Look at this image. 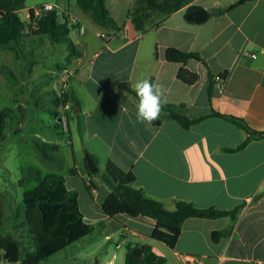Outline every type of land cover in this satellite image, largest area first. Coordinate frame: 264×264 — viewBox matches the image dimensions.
Here are the masks:
<instances>
[{"label": "crops", "instance_id": "obj_1", "mask_svg": "<svg viewBox=\"0 0 264 264\" xmlns=\"http://www.w3.org/2000/svg\"><path fill=\"white\" fill-rule=\"evenodd\" d=\"M239 1L195 0L194 5L205 8L210 14L216 9L220 11V14H211L209 21L199 26L185 22V9L168 17L151 13L144 31H137L129 18L134 0H106L107 10L119 31L97 25L77 1L76 6L71 5L70 0L44 2L27 8L25 5L18 13L21 18L26 9L29 12L40 5L52 4L56 6L60 23L76 19L85 32H77L84 36L80 41L81 49L71 39L80 56L68 59L66 47L63 48L66 51L64 71L73 72L66 90L79 102V108L73 106L69 112L67 134L56 127V113H60L61 106L54 103V98L65 90L66 77L59 79L58 70H50L52 65L39 70L43 64L40 67L34 57L42 52L46 37L26 38L25 49L30 48V51L24 52L22 58L29 56L31 60L28 59L30 62L24 66H28L27 74L34 77H29L31 82H36L39 90L43 88L39 91L43 97L28 101L26 119L25 110L16 106L23 121L16 135L23 133L24 127L34 126V118L28 122V113L35 114L43 107L53 117L44 130L53 134L54 142L38 136L35 141L59 145L62 157L64 139L60 138H67L64 142L71 146L75 133L85 141V151L96 161H103L105 165L112 161L124 172L133 171L135 187L162 202L168 210H174L176 201L189 202L200 209L213 207L227 211L244 204L234 223L230 218L187 220L175 248L169 249L150 238L156 225L154 220L126 215L112 219L102 212L101 206L110 192L97 177H89L85 158L78 162L71 150V184L67 185L68 177L63 175L66 186L78 193L85 223L99 225L108 244L118 235L117 249L128 243L149 245L154 253L166 258V264H264V139L252 140L244 150L230 153L225 149L238 147L248 135L225 120L210 118L189 130L172 120L160 126L137 122V101L119 88L120 84L128 83L133 90L138 80L147 78L163 84L165 104L185 105L189 119H199L213 110L242 119L251 129L264 132V0H248L228 10ZM28 16L27 20H21L28 23ZM91 23L95 37L87 38ZM170 48L199 53L205 60L207 65L190 60L184 66L198 76L195 83L179 80L178 73L183 66L167 62L166 51ZM10 54L5 55V64L0 67L11 71L7 74L11 82L16 80L17 64ZM57 68L62 67L58 65ZM209 72L215 76L211 95ZM45 73L52 78L44 80ZM224 74H227L225 81L216 80ZM163 114L161 111L160 116ZM37 127L36 130L44 131L39 125ZM64 169L65 160L61 171ZM61 171L53 172L60 174ZM91 183L97 189L89 190ZM82 196L84 207L80 204ZM229 226L228 238L218 243L211 240L213 232ZM115 259L114 255L104 264H114ZM96 264H102L101 260Z\"/></svg>", "mask_w": 264, "mask_h": 264}, {"label": "trees", "instance_id": "obj_2", "mask_svg": "<svg viewBox=\"0 0 264 264\" xmlns=\"http://www.w3.org/2000/svg\"><path fill=\"white\" fill-rule=\"evenodd\" d=\"M77 5L83 12L102 28L109 31H119V26L111 17L106 7V0H76ZM195 0H134L129 11V18L137 31H144L147 27L150 13H160L165 17L185 9L184 20L189 25H203L211 18V14L203 7L194 5ZM248 0H241L228 8V10L243 4ZM27 0H0V51L12 52L16 58L24 57L26 38L46 37L52 44H64L68 53V59L75 58L81 53L74 46L70 34L73 28L67 24L59 22L56 12L44 14L38 21L34 18V10L29 11V21L25 23L18 13L25 8ZM166 60L169 63L181 64L183 68L178 73V78L186 84L195 83L198 76L186 70L184 66L190 60L206 62L199 53L183 52L174 48L166 51ZM11 74L5 67H0V77L2 74ZM225 81L227 74L220 75ZM215 76L209 72V95L212 93L211 85ZM127 94L132 96L137 102L135 92L128 83L119 85ZM70 99L74 107L79 108V102L72 93L60 95L54 98V103L58 107ZM163 115L151 125L160 126L166 120L177 122L184 130H189L194 125L210 118L225 120L240 129L244 130L248 137L236 148L225 149L230 153L244 150L252 140L264 139V132H257L251 129L245 121L228 115H223L211 111L199 119H189L186 115L185 105L164 104ZM14 111L11 108H3L0 111V135ZM59 113H56V116ZM78 126L82 130L80 119ZM56 127L60 130L57 122ZM34 148L39 154L40 162L47 166L50 173L43 176L42 171L34 166L22 167L21 177L18 181L20 187H25L31 183L37 184L36 188L24 194L22 202L26 211L27 225L31 228L32 240L37 263H43L58 255L68 247L85 240L92 235L95 227L85 223L81 213L78 193L70 191L66 186L63 175L53 171H61L64 168V160L60 156V146L41 141H34ZM91 159L98 165L96 159L87 151ZM86 163V159H85ZM87 164V163H86ZM89 177H98V168L91 172L88 168ZM102 184L109 190L110 194L101 206L102 212L109 218H116L126 215L131 218L146 217L155 221L156 225L150 238L156 242L165 244L169 249H174L183 227V224L192 218L217 220L230 218L234 223L237 220L244 204L232 210H219L216 208L200 209L194 204L185 201H176L174 210H168L165 205L148 197L145 192L135 187L136 176L133 171L124 172L112 161H107L105 174L100 177ZM89 190L97 189L91 183ZM1 217V214H0ZM99 226V225H98ZM100 227V226H99ZM231 234V226L222 231L211 234V240L218 243L228 238ZM165 257L159 256L149 245L132 244L126 245L124 264H166Z\"/></svg>", "mask_w": 264, "mask_h": 264}, {"label": "rangeland", "instance_id": "obj_3", "mask_svg": "<svg viewBox=\"0 0 264 264\" xmlns=\"http://www.w3.org/2000/svg\"><path fill=\"white\" fill-rule=\"evenodd\" d=\"M50 1L60 0H27L26 8ZM70 3L76 6L75 0H70ZM28 15V10H24L21 13V19L27 20ZM149 15L151 16V13ZM94 32L95 29L91 23L88 28L87 38H94ZM70 37L77 48L81 49L80 41L83 40L84 36H80L73 30ZM46 42V44H43V53L39 52L34 59L40 67L43 64L42 68L39 69L41 71L43 67L49 68L51 65L53 66V68L50 67L51 71L56 68L61 75L60 79L65 76L64 69L66 67L63 59L66 51L63 48L66 46L64 44L54 45L49 40H46ZM29 51L30 48L25 49L26 53ZM8 54L10 53L0 51V65L5 64L4 57ZM10 55L11 60L17 64L14 70L16 80L10 82L11 78L6 74H2L0 77V111L6 107L14 109H12L14 113L7 119L3 132L0 135V264H96L97 260H101L102 264H104L105 260H111L114 255L116 256L114 264H124L126 247L117 249L116 246L120 242L118 235L114 237L113 242L108 244L104 240L99 226L95 227L92 235L87 239L68 247L63 252L43 263H37L31 228L27 225L26 211L23 208L22 202L24 194L34 190L37 184L31 183L25 187H20L18 181L21 177L20 169L22 167H37L42 170L43 176H46L50 172L47 166L43 165L39 160V154L34 148V138L38 136L39 138L49 140V142H54L52 141L53 134L44 130L53 121V117L43 107L41 110L36 111L35 114L29 112L28 122L31 123V120L34 118V126L31 127L34 131L27 126L28 128L24 127L23 133L16 135L15 131H19L20 126L23 124L20 112L16 106L18 105L21 109L25 110L24 118L26 119L27 107H29L28 101H33V98L37 96L42 98L43 93L39 91L43 88L39 90L36 82H31L29 79V77L34 78L32 75L29 76L27 74L28 66H24L30 62L29 56H27V59L22 58L19 61L16 60L13 53ZM19 63L21 66L18 65ZM58 65L62 68L58 69ZM50 77L51 75L48 73L42 75L44 80L50 79ZM37 124L40 128H43V132L36 130L38 128ZM78 137V135L76 136L73 133L74 144L71 146L64 142L67 138H60L64 139L63 142L62 140L60 141L62 142L61 155L65 160V169L60 174L68 177V186L71 184V179H69V169L72 163L71 150L75 153L73 157L76 156L78 162L86 158L87 155L85 152V141L82 142ZM97 163L99 170L97 178L102 184L100 177L105 174V164L103 161H97ZM78 181L77 186L81 190ZM80 204L84 207L83 196L80 199Z\"/></svg>", "mask_w": 264, "mask_h": 264}, {"label": "clouds", "instance_id": "obj_4", "mask_svg": "<svg viewBox=\"0 0 264 264\" xmlns=\"http://www.w3.org/2000/svg\"><path fill=\"white\" fill-rule=\"evenodd\" d=\"M133 90L138 98L136 104L135 120L151 125L158 120L166 103L165 88L163 84L150 79H140L133 85Z\"/></svg>", "mask_w": 264, "mask_h": 264}, {"label": "built area", "instance_id": "obj_5", "mask_svg": "<svg viewBox=\"0 0 264 264\" xmlns=\"http://www.w3.org/2000/svg\"><path fill=\"white\" fill-rule=\"evenodd\" d=\"M34 10V18L36 21H38L44 14L49 13V12H56L57 9L56 6L52 4H43L38 7H36ZM58 15V13H57ZM29 19V16H28ZM63 24H67L69 27L73 28L74 31L83 34L85 32V28L76 20V19H70L68 22L66 20H63ZM106 40V38H105ZM252 58H255V55L252 56ZM73 76V72L66 70L65 71V77L66 81L64 84V91H62V94L67 95L68 92L66 89L69 87V80ZM216 80L219 81L220 83L223 82L220 78V76L216 77ZM73 104L70 101V99H67L65 103L61 104V111L59 113L58 117V123L60 125V130L62 133L67 134L69 132V112L72 110Z\"/></svg>", "mask_w": 264, "mask_h": 264}, {"label": "water", "instance_id": "obj_6", "mask_svg": "<svg viewBox=\"0 0 264 264\" xmlns=\"http://www.w3.org/2000/svg\"><path fill=\"white\" fill-rule=\"evenodd\" d=\"M215 13L220 14V11L216 9L211 14L212 15H215ZM85 159H86V163H87L88 168L90 169V171L91 172H94L97 169V165L95 164V162L93 161V159H91L88 154L86 155V158Z\"/></svg>", "mask_w": 264, "mask_h": 264}]
</instances>
